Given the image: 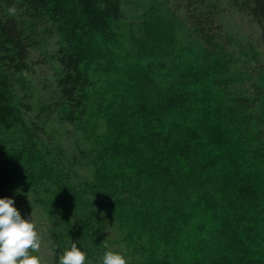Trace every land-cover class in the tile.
Returning <instances> with one entry per match:
<instances>
[{
  "label": "trees",
  "instance_id": "1",
  "mask_svg": "<svg viewBox=\"0 0 264 264\" xmlns=\"http://www.w3.org/2000/svg\"><path fill=\"white\" fill-rule=\"evenodd\" d=\"M127 1L0 0V198L31 185L63 227L51 233L56 264L71 238L104 249L109 228L141 264H264V49L234 43L215 1L173 0L185 20L138 23L150 62L116 71L101 91L97 72L119 66L105 47ZM229 3L256 22L264 47V0ZM47 31L59 72L44 110L82 131L67 162L41 147L17 96Z\"/></svg>",
  "mask_w": 264,
  "mask_h": 264
},
{
  "label": "rangeland",
  "instance_id": "2",
  "mask_svg": "<svg viewBox=\"0 0 264 264\" xmlns=\"http://www.w3.org/2000/svg\"><path fill=\"white\" fill-rule=\"evenodd\" d=\"M220 5L221 23L225 31L232 36L234 43L253 42L262 49L260 42V29L256 22L248 15L239 12L230 5L229 0H213ZM128 0L124 8L125 19L119 20L116 30H118L117 40L115 43H106L105 48L112 51L111 59L114 69L99 70L98 79L101 91L105 89L106 80L116 77V71L124 70L131 73L132 68L138 64H147L148 58L146 51L142 49L139 42L140 31L138 23L144 20H153L160 17L167 21V25L173 18L172 13L179 19L184 17L183 10L176 5L175 1L168 0ZM176 27L178 23L173 22ZM184 25H179L176 34L180 38V34ZM186 27V26H185ZM160 38V37H159ZM36 46L31 48L29 57V68L24 71L22 84L17 86V96L19 100L26 105L21 108L26 120L33 127V133L38 143L45 150L53 155L64 156L65 161L71 160L72 154L77 153V147L82 142V131L71 122L66 120L59 110L50 109L45 112L44 107L52 103L58 96L57 74L59 72V63L56 57V49L58 46V37L49 31L43 32L36 38ZM264 51V50H263ZM121 66V67H120ZM111 67V68H113ZM117 68V69H116ZM62 116V118H61ZM38 134V136H37ZM6 141L9 145L17 146L23 141L21 132L14 128H6ZM66 156V157H65ZM77 168V166H76ZM88 171L84 168H77V175L87 176ZM74 177V173L71 172ZM9 198L14 200V206L20 211L22 218L32 219L37 230L42 236V245L38 253L41 257L42 264H56L54 261V252L52 249V231L63 229L58 220L45 210V206L39 202L38 196L33 192L31 185L25 180L19 181L10 191ZM71 231H65V234ZM70 237V236H69ZM103 246L106 243L108 248L94 247L87 243V240L80 238H71L72 242H76L87 255V264H102V257L106 251H114L123 254L127 260V264H141L139 262V254L132 247H128L124 242L120 241L119 231L109 228L106 232ZM69 245V244H68ZM67 248H70L68 246Z\"/></svg>",
  "mask_w": 264,
  "mask_h": 264
},
{
  "label": "clouds",
  "instance_id": "3",
  "mask_svg": "<svg viewBox=\"0 0 264 264\" xmlns=\"http://www.w3.org/2000/svg\"><path fill=\"white\" fill-rule=\"evenodd\" d=\"M10 15L17 12L15 6L8 9ZM42 236L32 219H24L14 206L11 198H0V264H42L38 253ZM105 248L108 245L104 244ZM58 264H87V255L76 242H70L59 256ZM102 264H127L125 256L119 252L106 251Z\"/></svg>",
  "mask_w": 264,
  "mask_h": 264
}]
</instances>
